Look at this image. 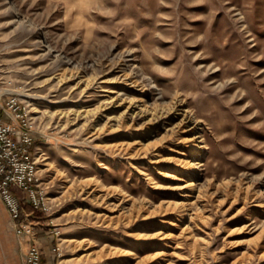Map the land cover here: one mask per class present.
<instances>
[{
	"label": "rangeland",
	"instance_id": "374dc122",
	"mask_svg": "<svg viewBox=\"0 0 264 264\" xmlns=\"http://www.w3.org/2000/svg\"><path fill=\"white\" fill-rule=\"evenodd\" d=\"M9 1L0 81L35 124L42 248L264 264V0ZM24 254L0 199V264Z\"/></svg>",
	"mask_w": 264,
	"mask_h": 264
},
{
	"label": "built area",
	"instance_id": "2783aa9c",
	"mask_svg": "<svg viewBox=\"0 0 264 264\" xmlns=\"http://www.w3.org/2000/svg\"><path fill=\"white\" fill-rule=\"evenodd\" d=\"M0 81V199L9 217L11 228L24 246L23 264H59L61 249L52 245V262L47 263L38 240L37 228L30 219L35 211L48 214L50 205L41 187L40 168L35 153V124L29 106L15 91L1 87ZM17 192L25 193L20 196ZM26 206L31 208L26 211ZM51 224V223H50ZM49 225V224H48ZM53 239L59 231L49 226ZM25 235L27 244L21 236Z\"/></svg>",
	"mask_w": 264,
	"mask_h": 264
},
{
	"label": "crops",
	"instance_id": "0c3cea01",
	"mask_svg": "<svg viewBox=\"0 0 264 264\" xmlns=\"http://www.w3.org/2000/svg\"><path fill=\"white\" fill-rule=\"evenodd\" d=\"M45 235H46V239L44 238V239H42V241L44 242V243H47V241L49 240V242H50V244H51V242H52V237L46 232L45 233ZM45 240H47V241H45ZM42 244V243H41ZM43 249V252H44V259L46 260V262L47 263H49V262H52V259H53V255L51 254L52 253V251H51V249H52V245H50V247L49 248H47V247H43L42 248Z\"/></svg>",
	"mask_w": 264,
	"mask_h": 264
},
{
	"label": "bare ground",
	"instance_id": "6f19581e",
	"mask_svg": "<svg viewBox=\"0 0 264 264\" xmlns=\"http://www.w3.org/2000/svg\"><path fill=\"white\" fill-rule=\"evenodd\" d=\"M6 3L10 4L11 2L9 0H6ZM9 7V6H8ZM11 8V7H10ZM114 100V98H113ZM112 104V103H111ZM128 109V108H127ZM125 113V112H124ZM195 154V151L192 152V155ZM191 161H189L188 163H190ZM195 163H190L191 166H193Z\"/></svg>",
	"mask_w": 264,
	"mask_h": 264
}]
</instances>
